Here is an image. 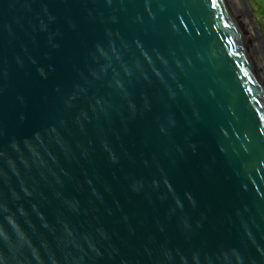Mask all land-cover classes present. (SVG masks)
<instances>
[{
    "label": "water",
    "instance_id": "1",
    "mask_svg": "<svg viewBox=\"0 0 264 264\" xmlns=\"http://www.w3.org/2000/svg\"><path fill=\"white\" fill-rule=\"evenodd\" d=\"M0 264H264L245 0H0Z\"/></svg>",
    "mask_w": 264,
    "mask_h": 264
},
{
    "label": "trees",
    "instance_id": "2",
    "mask_svg": "<svg viewBox=\"0 0 264 264\" xmlns=\"http://www.w3.org/2000/svg\"><path fill=\"white\" fill-rule=\"evenodd\" d=\"M251 3L254 6L253 16L260 18V27L264 32V0H251Z\"/></svg>",
    "mask_w": 264,
    "mask_h": 264
},
{
    "label": "rangeland",
    "instance_id": "3",
    "mask_svg": "<svg viewBox=\"0 0 264 264\" xmlns=\"http://www.w3.org/2000/svg\"><path fill=\"white\" fill-rule=\"evenodd\" d=\"M247 2V5H248V8L250 9V11L252 12V18L255 20V22L258 24V27L260 29V31L262 32L263 34V37H264V32L262 30V28L260 27V18L257 17V16H253V13H254V6L252 7V3H251V0H245Z\"/></svg>",
    "mask_w": 264,
    "mask_h": 264
}]
</instances>
